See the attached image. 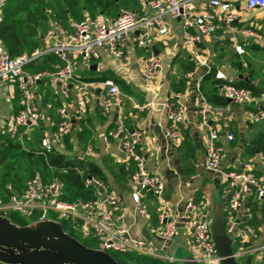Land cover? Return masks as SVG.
Masks as SVG:
<instances>
[{
	"label": "crops",
	"instance_id": "obj_1",
	"mask_svg": "<svg viewBox=\"0 0 264 264\" xmlns=\"http://www.w3.org/2000/svg\"><path fill=\"white\" fill-rule=\"evenodd\" d=\"M224 1L238 14L232 29L228 30L216 22V31L195 44L192 53L185 40L181 19L166 16L164 22L167 32L160 35L153 30L146 48L136 44L127 46L122 60L113 59L105 51L100 52L99 59L90 61L67 55L66 61L73 66L75 77L68 87L67 98L60 92L59 81L55 78L42 76L39 80L29 81L28 88L44 113L45 120L37 125L22 127L19 131L20 141L10 139L20 143L21 150L29 154L23 156L21 164L24 167L22 187L14 189L11 195H23L26 174L39 177L44 183L56 177L53 168L44 169L36 163L37 155L43 151L40 142L46 139L52 147L50 154L67 160L84 157L82 161L94 164L96 175L92 177L106 186L104 191L93 187L95 199L104 201L118 198L114 205L103 202L97 210L112 212L117 229L126 231L123 238L146 243L148 250L160 258L169 256L178 259L187 255L198 258L189 221L177 219L175 236L170 244H165L161 237L163 224L159 216L166 210L173 215L182 213L188 200H192L196 206V211L190 217L196 215L208 220L216 202L222 203L223 211L227 208L230 197L227 181L221 173L209 172L204 168L207 126L215 128L219 134L218 144L223 149L220 170L248 172L264 185V164L261 162V156L264 155V122L253 123L246 117L247 111L264 110V8L250 11L242 1ZM132 11L152 14L143 1ZM212 11L205 1H195L190 17ZM96 19L111 20L104 17ZM71 22L63 24L67 31L70 30ZM192 31L196 32V29ZM134 36L136 38L138 33ZM238 46L244 53L236 52ZM43 47L41 42L40 48ZM150 53L159 57L161 67L152 79L145 80L141 71ZM43 58L41 66L28 63L25 71L30 74L52 73L64 64L52 54H44ZM38 68H42L41 72L37 71ZM189 73H194L192 82L197 77L201 78L200 93L214 108L208 117L207 126L202 124L197 114L199 95L191 88L186 89ZM107 80L114 82L120 95L110 96L119 106L115 104L108 113H104L97 104V98L100 95L108 96V90L103 86ZM80 84H88L90 90L82 115L76 113V95ZM223 84L234 87L248 84L251 89H244L249 95L247 101L244 104H235L227 99L222 101L220 88ZM178 94L185 96L181 102L188 110V125L175 126L179 139L172 142L163 136V130L171 128L172 124L162 105ZM21 98L16 84L0 83V151L7 144L6 138H10L9 124L21 108ZM60 108L65 110L72 123L71 131L63 136L61 144L53 138L60 121ZM118 118L122 122L121 126ZM119 128L122 133L116 138H109L106 143L104 140L108 133ZM135 130L142 133L138 150L145 159L147 171L160 175L164 181L165 189L159 196L148 190L137 191L130 181L134 163L124 154L122 140L126 133ZM230 134L233 139L228 141L227 136ZM89 148L95 152V157L85 155ZM135 192L140 196L146 217L135 208L132 200ZM24 217L31 219L28 222L38 221L36 214ZM48 217L56 219L54 215ZM85 217L97 220L94 212L86 213ZM65 220L68 221V229L74 233L83 238H95L83 219ZM246 225L260 234L257 241L244 235L243 228ZM261 242H264V213L256 192L249 190L244 193L242 207L237 213L235 244L237 248H248Z\"/></svg>",
	"mask_w": 264,
	"mask_h": 264
},
{
	"label": "built area",
	"instance_id": "obj_2",
	"mask_svg": "<svg viewBox=\"0 0 264 264\" xmlns=\"http://www.w3.org/2000/svg\"><path fill=\"white\" fill-rule=\"evenodd\" d=\"M195 1H205L213 11L191 18L190 11ZM239 1L244 2L246 9L250 11L264 8V0ZM143 3L152 14H147L145 11L141 14L133 11H124L110 21L86 18L80 21H72L69 31L56 19L55 13L50 8H46L47 24L45 32L41 36V42L44 44L43 48L35 49L31 55L21 54L17 57H10L0 43V83L11 82L16 84L22 97L21 108L13 115L9 124L8 135L10 139L20 141L19 131L22 127L37 125L45 120L44 113L28 88L29 81L39 80L42 76L55 78L59 81L60 92L65 98L69 97L68 87L75 77L73 66L66 61L67 55H71L74 58L81 57L85 61H90L99 59L100 52L105 51L113 59L122 60L127 46L136 44L141 48H146L147 40L153 30H156L160 35L165 34L167 32L164 22L166 16L181 19L185 40L189 51L192 53L195 44L216 31V22L230 30L238 18L234 8L224 0H144ZM4 4L5 0H0V12ZM193 28L196 29V32L192 31ZM135 33H138L136 38L134 36ZM235 50L238 54L244 53V50L239 46ZM44 54H52L64 64L52 73L30 74L25 71V66L30 61ZM160 67L159 57L150 53L143 63L141 75L145 80H150ZM193 78L194 73L187 74L186 89L191 88L199 95L196 102L197 114L202 124L207 126L208 117L214 108L200 93L201 78L197 77L194 87H191ZM103 86L107 88L108 96L100 95L97 98V104L104 113H108L113 105L119 106L117 102L114 103L111 100L110 96L118 97L120 93L111 80L105 81ZM89 94V85L80 84L76 95V113L78 115L84 113ZM220 94L224 99L235 104H244L249 96L246 90L230 84H223L220 88ZM184 98V95L178 94L172 100L165 101L162 105L167 119L172 124L171 128L163 130V136L172 142H176L179 139L175 126L186 127L188 125V110L186 105L181 102ZM58 114L60 121L57 124L53 138L61 144L63 136L71 131L72 123L63 108L58 109ZM246 117L253 123L264 122V110L247 111ZM121 123L120 118H118L120 126ZM207 130L208 137L205 147L204 168L209 172L221 173L228 183L230 197L228 206L223 211V225L225 231L233 237V245H235L237 213L242 207L243 195L249 191V186H252L264 213V185L248 172L220 170L223 149L218 144L219 134L211 126H207ZM120 133H122L120 128L110 131L104 141L107 143L109 138H116ZM141 139L142 133L135 130L126 133L122 140L124 154L134 163V171L130 176V181L137 191L148 190L159 196L164 192L165 184L160 175L147 171L145 159L138 150ZM232 139L233 136L231 134L227 136L228 141ZM40 145L43 154L52 151V147L46 139H42ZM85 153V155L90 157L96 156L91 148L87 149ZM83 159L84 157L78 158L79 161ZM261 162L264 164V155L261 156ZM78 173L81 172L78 171ZM85 186L95 187L103 191L106 188L104 183L95 177L87 178ZM61 188V182L57 177L52 178L49 183H44L39 177H32L26 181L23 195H11L6 201H2L0 197V214L8 215L12 211H19L23 216L36 214L38 220L50 215H54L56 219H83L92 229L93 236L96 238L100 250L122 254L134 251L150 257L160 258L148 250L146 243L123 238L126 231L117 229L110 210L104 212L97 210L98 206L103 202L114 205L118 200L117 197L104 199V201L94 199L68 202L61 199ZM132 200L137 211L146 217L147 215L142 210L138 192L132 194ZM194 211H196V206L192 200L186 202L182 213L178 215H173L168 210L164 211L159 216V220L163 224L161 230L162 240L166 244L175 236L177 219L188 220L193 245L199 253V257L196 259L202 264H220V258L214 250L208 220L196 215L190 217V214ZM90 212H94L97 217L96 221L88 220L85 217V214ZM243 232L244 235L253 241L259 239L260 234L249 225L243 228ZM248 255L253 256L251 264L254 261L257 264H264V242L259 243L257 246L238 247L234 250V258L240 263H243L240 260H244ZM160 259L170 262L176 261V259L169 256Z\"/></svg>",
	"mask_w": 264,
	"mask_h": 264
},
{
	"label": "trees",
	"instance_id": "obj_3",
	"mask_svg": "<svg viewBox=\"0 0 264 264\" xmlns=\"http://www.w3.org/2000/svg\"><path fill=\"white\" fill-rule=\"evenodd\" d=\"M141 1L144 0H5L0 12V43L10 57H17L21 54L31 55L35 49L40 47L41 36L46 29V8H50L55 13L56 19L67 25L69 21H80L86 18L104 17L112 20L124 11L135 10ZM43 57L44 55L32 60L29 64L41 66ZM38 69L37 71L41 72L42 68ZM236 87L251 89L248 84ZM220 99L225 100L223 97ZM6 140V146L0 151V197L2 201H6L7 197L15 191L14 189L22 187L20 184H22L24 167L21 164L23 156L29 155L21 150L20 143L13 142L10 138ZM36 163L44 169L53 168L56 171L55 175L62 185V200L72 202L95 199L94 188L85 186L86 179L96 175L94 164L75 159L67 160L50 153L37 155ZM8 216L14 223L27 224L16 221L10 213ZM59 221L62 228L81 244L90 248L98 246L95 238H83L71 229L65 228L67 220L59 219ZM114 253L108 254L117 264H178L176 261L170 262L134 251L124 254Z\"/></svg>",
	"mask_w": 264,
	"mask_h": 264
},
{
	"label": "water",
	"instance_id": "obj_4",
	"mask_svg": "<svg viewBox=\"0 0 264 264\" xmlns=\"http://www.w3.org/2000/svg\"><path fill=\"white\" fill-rule=\"evenodd\" d=\"M192 82V88L194 87ZM249 190H253L249 186ZM214 250L220 264H251L253 256L243 263L234 258L233 237L223 225L222 203L216 202L208 219ZM178 227V225H176ZM172 239L168 242L170 244ZM178 264H202L187 255L176 259ZM0 264H117L106 251L92 249L66 233L58 219L48 216L28 222L14 223L8 215L0 214Z\"/></svg>",
	"mask_w": 264,
	"mask_h": 264
},
{
	"label": "rangeland",
	"instance_id": "obj_5",
	"mask_svg": "<svg viewBox=\"0 0 264 264\" xmlns=\"http://www.w3.org/2000/svg\"><path fill=\"white\" fill-rule=\"evenodd\" d=\"M26 179L24 180V182H26L31 176H28L27 174H26ZM10 216H12L16 221H19V222H28V221H30L31 219H29V218H26V217H24L19 211H13V212H10ZM32 219H36L35 217H32ZM65 228H68L67 226H66V223H65ZM233 249L234 250H236L237 249V247H236V244L235 245H233ZM108 253H111V254H115L114 252H112V251H108ZM241 262H243L244 260L243 259H241L240 260ZM256 261H254L253 262V264L255 263Z\"/></svg>",
	"mask_w": 264,
	"mask_h": 264
}]
</instances>
